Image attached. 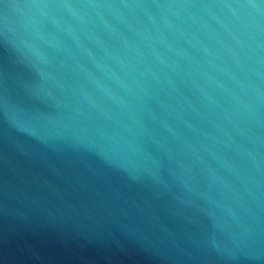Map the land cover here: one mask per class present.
<instances>
[{
    "label": "water",
    "instance_id": "1",
    "mask_svg": "<svg viewBox=\"0 0 264 264\" xmlns=\"http://www.w3.org/2000/svg\"><path fill=\"white\" fill-rule=\"evenodd\" d=\"M0 264H264V0H0Z\"/></svg>",
    "mask_w": 264,
    "mask_h": 264
}]
</instances>
